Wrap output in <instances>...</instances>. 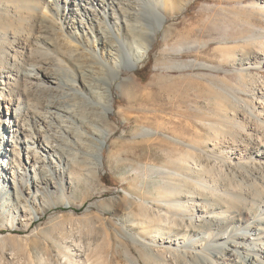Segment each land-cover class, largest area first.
Listing matches in <instances>:
<instances>
[{
  "label": "rangeland",
  "instance_id": "rangeland-1",
  "mask_svg": "<svg viewBox=\"0 0 264 264\" xmlns=\"http://www.w3.org/2000/svg\"><path fill=\"white\" fill-rule=\"evenodd\" d=\"M10 1L0 0V15L19 21V16H16L19 11ZM164 1L58 0L55 11L37 12L41 18L43 14L46 15L49 18L47 23L57 30L55 40L44 38L37 42L33 49L37 62L33 61V65L24 67L19 59L15 62L11 58L12 50L7 51L2 45L4 40L12 43L13 30L0 31V264H39L38 259L42 255L49 264H139L135 259L143 250L156 259L159 258V250H167L185 256L187 264H192L191 258H188L191 256L202 257L209 263L226 244L233 241L235 231L224 232L217 228L209 236L200 227L209 223L211 217L215 216L214 212H220L219 208L208 206L206 210L201 206L206 198L201 195L211 196L213 189L210 190V187H218L208 175H204L199 184H196L195 174L187 170H183L179 176L171 177L159 173L145 176L141 170L143 167L157 169L167 166L183 156L180 149L189 142H198L199 135L206 136L210 132L200 123H192L195 116L189 117L186 114L195 112V107L199 106L203 112H212L217 108L216 102L213 98H208L207 92L208 87L217 88L213 82L216 81L219 86L226 84L232 90L230 99L236 106L245 107L250 102L259 105L257 98L247 92L249 88L242 89L243 82L230 84L225 80L226 76L242 75L250 84V77L255 76L258 81L255 88L259 91L258 84L264 82V53L259 52L258 56L261 55L256 58V50L242 49L248 42L254 44L255 40L251 35L228 41L222 35L232 30L237 32L241 27H253L256 35L264 33L263 1L193 0L181 12L176 13ZM253 9H262V13L249 15ZM2 16L0 22L3 21ZM25 22H21L24 24L22 31L28 27ZM21 23L18 22L20 27L23 25ZM157 28L161 31L156 34ZM139 33L146 35L153 44L149 58L136 72L139 74L147 65L143 74L145 80L124 70L125 64L131 62V57L127 54L128 39L124 37L140 42L142 38ZM68 40L71 47L64 52L61 49ZM178 44L182 47L176 49ZM226 47L237 48L235 64L223 66L220 63L223 55L219 52ZM248 51L249 54L244 56ZM25 52L28 54L29 50ZM119 53L123 55L119 56ZM84 57L89 60L90 67L82 64ZM46 61L49 62L53 83L39 86L46 89V92L37 91L39 87L36 89L31 84L37 83L34 76L40 73L39 66H47ZM95 61H100L101 64H95ZM17 64L20 67L17 68ZM90 73L94 75L86 90L82 88L81 81L83 74ZM23 78L31 86L33 96L18 102L13 106L12 112L21 117L33 107L42 111L41 117L48 122V126L43 125L40 130L47 135L43 142L50 149L51 145L47 141L55 138V146L62 155L61 165H57V170L54 171L55 165H48L49 159L54 160V163L57 160L53 158L60 154L47 156L38 148L36 138H23V143L20 144L21 151L38 152L42 161L44 159L47 163L45 169L52 178L48 188L36 194L37 202L41 199L49 207L41 215L28 202L26 188L30 185L32 195L35 194L32 184L35 179L40 181L38 169L42 166V161L35 170L30 169L22 155L27 173L20 169L13 178L6 170L12 155H6L5 149H12L13 143L9 137L13 133H6L7 126L4 127L5 121L10 120L11 116H8L3 98L8 94L9 84L15 88L17 80ZM119 79L126 82L121 85ZM233 114V111L228 112L230 117ZM182 115H186L187 121L194 125L188 133H184L181 126L174 125ZM74 116L83 122L92 121L93 135H86L81 122L76 121ZM140 116L145 117L143 123ZM221 118L228 120L225 114H221ZM71 128L78 135L75 140L68 136ZM13 130L16 139L20 134H15L16 127ZM100 134L104 136L102 152L90 150L84 153L75 145L82 142L78 140L79 137H91L97 142ZM167 135L182 142L171 138L172 141H169L174 143L170 146L154 145L157 137L166 139ZM62 138L66 139L67 145H61ZM222 147L223 144L218 147L211 144L205 148L209 153L205 156L210 161H215L212 152L215 150L221 156L225 155L220 151ZM258 151L259 156L263 157L264 143ZM219 162L220 160H216V168L212 171L217 178L220 175L216 170L221 165ZM236 162L238 159H234L233 164ZM193 166L198 172L206 169L202 165ZM71 167L77 168L78 174H70ZM228 174L230 173L224 167L221 175H226V182L230 184ZM181 181L189 183L186 189L194 192L193 195L182 196V208L165 203L166 198L154 201L158 185L173 183L181 188ZM230 189L239 191L234 186ZM255 195H248L251 197L249 200L256 199V206L243 213L244 226L254 224V221L257 223L259 218L264 217V191L260 189ZM188 199L192 200L188 202ZM118 203H123V207H118ZM209 204H212V200ZM143 206L151 211L150 216L141 212ZM156 206L163 207V210ZM170 206L172 212L168 210ZM186 207L190 208L187 210ZM149 217L161 226L165 224L172 227L174 221L179 225L176 226L177 229H172L174 232L168 235L170 239L167 241L149 236L145 241L148 247L135 243V239L144 241L145 224L140 222V218H145L148 222ZM162 217L168 218L164 224L158 221L159 218L164 219ZM191 218L192 227H196L194 230L187 228ZM116 227L124 229L128 234L126 242L134 249L133 257L127 255L125 246L115 241ZM182 227H185V231ZM239 227L236 226L235 230L240 229ZM147 231L150 232L151 229ZM107 232L113 234V239H108ZM256 238L253 234L250 243L256 241ZM115 254L122 258L111 263ZM33 259L34 263L31 262ZM164 259L177 264L173 253H166Z\"/></svg>",
  "mask_w": 264,
  "mask_h": 264
},
{
  "label": "bare ground",
  "instance_id": "bare-ground-1",
  "mask_svg": "<svg viewBox=\"0 0 264 264\" xmlns=\"http://www.w3.org/2000/svg\"><path fill=\"white\" fill-rule=\"evenodd\" d=\"M10 1V0H9ZM58 0L50 1V0H11L10 2L15 4L16 8L18 9V15L19 21L8 19V17L3 18V21L0 22V31L4 30V32H9L7 30H13L14 32V39L11 41L12 43H6L7 41L4 40L2 45L7 48L6 50H12L13 56L12 59L17 61L19 59L22 63V66L25 65H33V61L37 62V57L34 55L35 51H33L34 46L37 42H39L42 39L49 38L50 40H55L54 36L57 33V30L51 25L47 23V19H49L46 15L43 14L42 18L39 17V12L41 10H50L55 11V6ZM193 0H165V5L168 7H172V10H174V13L181 12L183 8L188 5ZM263 6H264V0ZM13 4V5H14ZM261 6V4H259ZM262 7V6H261ZM17 11V10H15ZM261 11V12H260ZM38 12V13H37ZM255 13H262V9L257 11V9L251 10V13L249 15H254ZM133 18V17H132ZM15 19V18H13ZM1 21V18H0ZM27 22L28 27L25 28L24 31L22 29L24 27V22ZM18 22H23L21 24V27L19 26ZM25 22V23H26ZM236 26V25H235ZM234 26V27H235ZM233 27V29H234ZM20 29V30H19ZM11 30V31H12ZM237 30V29H236ZM161 29L157 28V32H160ZM137 35V34H136ZM247 35H251L254 39V44H248L242 46V49L244 50H256L254 51L256 58H259V52L264 53V33L260 35H256V30H254L253 27H241L237 30V32L232 30L231 32H225L222 36H226L225 40H236L237 37H245ZM52 36V37H51ZM133 36V35H132ZM135 36V35H134ZM139 36L142 38L141 41L136 42V40L131 41L128 37H124L127 40L128 50L127 54L131 57V62L126 63L124 66V70L129 73H135V76L137 77L138 73L137 69L149 58L150 51L153 49V44L148 41L147 36L143 33H139ZM136 37V36H135ZM52 38V39H51ZM137 39V38H136ZM251 42V41H250ZM1 45V44H0ZM33 47V48H31ZM71 47V42L68 40L65 42V45L62 47V51H67ZM181 48L182 45L178 44L176 46V49ZM4 49V48H3ZM5 50V49H4ZM3 50V51H4ZM5 50V51H6ZM29 50V53L27 54L25 51ZM244 53V56L249 54ZM179 52V50H177ZM126 54V55H127ZM219 54H222V60L220 63L224 65L229 64H235L236 58H237V48L236 47H226L221 48ZM123 55L119 53V56ZM112 59V57H110ZM254 58V57H253ZM3 59V58H2ZM108 60L109 57H108ZM115 62H118L116 58H114ZM243 61V60H242ZM47 66H39L40 73L36 74L34 76V79L37 81L36 84H31L32 87H36V89L45 83V85H49L53 83V77L49 70V62H45ZM89 60L87 57H84L82 59V64H86L89 66ZM95 64H101L100 61H95ZM257 64V61L254 63ZM17 68L20 67L19 64L16 66ZM90 67V66H89ZM201 70H205V68L199 67ZM94 74H88L84 75L81 81V86L83 89H88L90 81L92 79V76ZM103 76H106L103 74ZM7 78V77H5ZM9 78V77H8ZM20 79L17 80V86L14 88V85L9 84L8 88V94L7 96H4L3 101L6 102L7 105V111L8 116L10 117V120H6L4 123V127L7 126L6 133L12 134L13 136L9 137L11 139V142L13 143L12 149L10 151H7V148L5 149L6 155L10 153L12 155V159L8 161L6 170L12 175L13 178H15L16 171L22 169L24 173H27V167H25V164H23L22 155L24 157V160L26 159V166H28L30 169H36V166L39 164L40 161H42V157L38 156L37 151H27L20 148L21 142L23 143V138H29L32 139L36 138L35 142H38V148L42 150V152L46 153V155H50L51 157H54V154H60L59 157H54L53 159H56L57 161L53 163L54 160L49 159L48 165H55L53 166L54 171L57 170V165H61L62 162V155L58 151V149L55 146V142L57 140L53 138L52 141H47L51 148L43 142V139H46V133L45 131H40L42 129L43 125L48 126V122L41 117L43 115L42 111L35 110L36 108L33 107L32 110L27 112L26 114L20 115L14 114L13 106L15 107L17 103L21 102L25 97L30 98L33 96V91L31 90V86L26 82V80ZM10 80V79H9ZM112 80V79H111ZM120 80V84H124L126 81ZM239 81L240 83L243 82L244 85H242V89H247V92H249L253 97L257 98V101H259V105L255 102H250L246 104L245 107H238L236 106L232 100L230 99L231 94H233L232 90L229 87H226V84H223L224 86H219V84L213 82L217 88H211L208 87V98H213V100L216 102L217 108L212 112L205 111L203 112L201 107H195V112H187V116H195L196 119L192 122L193 124L197 125V122L200 123V125L204 128H208L210 132L207 133L206 136L199 135V141L198 142H189L187 146H184L183 149H180L183 151L180 158L175 159L174 161L168 163L167 166L158 167L157 169L149 168V167H143L142 173L145 176H151L153 174L159 173L161 175H166L168 177L171 176H179L181 173H183V170H187L189 172H192L195 174V180H197L196 184H199V181L202 180L204 175H208V177L213 181V184L218 185L216 188H211L212 194L211 196H208L207 194H203L201 196H205L204 202L201 204L203 209H207L208 206H211L212 208L215 207V209L219 208L220 212L213 213V217H211V220L207 225L200 226L202 228V231H206L207 235L211 236L213 235V232L217 230H224V232H228L229 230L231 232H234V235L232 237L233 241L226 244L224 249H221V252L218 253V255L214 258H212V261L207 263L206 259L204 260L202 257H188L191 258L192 264H264V217L259 218L257 223L254 221V224H246L243 225L244 222H242L243 213L246 212V210H253L256 206V199L249 200V193L250 196H256L255 194L261 189L264 191V155L263 157H260L258 154V148L264 143V82L261 84H258V87L260 88L259 91L255 88L257 86V80L255 76L250 77L249 83L244 80V77L242 75L240 77L237 76H226L225 82H229L230 84L237 83ZM244 81L246 83H244ZM35 89V90H36ZM37 91H43L46 92V89H42L39 87ZM262 92V93H261ZM261 103V105H260ZM12 104V107L10 105ZM198 104H201L198 102ZM237 108H241L237 109ZM233 111L234 114L232 117L228 115V112ZM221 114H225L228 118V120H223L221 118ZM71 115V114H70ZM186 115H182V117H179L178 120L174 123L176 126H181L182 130H184V133H188L189 131L194 128V125H191L189 121H187ZM202 115V116H201ZM73 117V115H71ZM254 117V118H252ZM38 118V119H37ZM74 118H76L74 116ZM37 119L35 121V124H32L33 120ZM86 119V118H85ZM139 119L141 120V123H143V119L145 117L140 116ZM258 119V121H257ZM80 121L81 125L83 126V129L85 130V134L93 135L91 125L93 124L92 121H86L83 122L82 120L76 118V121ZM197 120V121H196ZM188 123V125H186ZM229 125V126H228ZM16 127L15 134L19 132L20 136L18 135L17 138H14V130L13 128ZM45 127V126H44ZM6 128V127H5ZM13 130V131H12ZM144 132L143 130H141ZM22 136V138H21ZM72 140H75L76 130L71 128V132L68 135ZM67 136V138H68ZM167 138H159L157 137L154 141L158 146H170L172 139H175L177 141H181L178 138L171 137L169 138L168 135ZM103 138L104 136L102 134L99 135V140L97 142L92 139L91 137L88 138H82L79 137V141L82 140V142H77L75 145L84 153L89 152L92 150L93 152H102L103 151ZM171 140V141H169ZM182 142V141H181ZM62 144L61 145H67L66 139L62 138ZM215 144L216 147L220 146L221 144L224 145L220 151L225 153V155H222L217 153L215 150L212 152V156L215 161H210V158H207L205 155L209 154L208 151H206L205 148L211 146V144ZM177 144V143H175ZM226 144V145H225ZM204 147V148H203ZM225 148V150H224ZM97 152V153H98ZM234 156V157H233ZM234 159H238V162L233 164ZM216 160H220L219 164L220 167H217V171L219 175V178L212 172L214 168H216ZM244 161V162H243ZM198 165V166H205L206 169L202 172L196 171L192 165ZM47 166V163L43 159L42 166L39 167L38 171L40 174V181L39 180H33L32 189L36 190L35 194L32 195L31 186L28 185L26 188L27 193V200L30 202L33 207L36 209L39 215H41L45 210H47V205L44 203L45 201L41 202V199H39V202H37L36 194L38 192H43L46 188H48L51 177L48 175V171H46L45 167ZM188 166V167H187ZM224 167L228 170V175H230L231 183L228 184L226 182V178L221 175ZM192 168V169H191ZM220 168V169H219ZM19 173V172H18ZM70 174H78L77 168L71 167ZM19 175V174H18ZM20 177H22L20 175ZM182 186L181 188H177L173 183L171 185H163L160 184L155 188V195L156 198H154V201L160 200L163 201V199L166 198L164 201L167 204L173 205L175 208H182V201L181 199L184 194L193 195L194 192H191L190 190L186 189L188 184L187 182L181 181ZM236 187L239 189L238 192H234L230 189V187ZM260 186V189L258 188ZM214 187V186H212ZM249 193H248V192ZM248 193V195H247ZM215 197V198H214ZM174 199V200H172ZM190 202L192 199H188ZM202 200V199H200ZM212 200V204H209ZM118 207H123V203H118ZM168 207V210L172 212V207ZM198 206V205H197ZM158 209H162L163 207L156 206ZM195 207V206H194ZM187 210L190 207H186ZM168 211V212H169ZM140 212V211H139ZM145 216H150V210L143 206L141 211ZM204 211H202L203 213ZM193 213V212H192ZM210 213V212H209ZM228 214V215H227ZM192 217H194L193 214H191ZM224 216V218H223ZM226 216V217H225ZM257 217L256 215H254ZM164 219L159 218L158 221L161 224H164L168 218L162 217ZM192 218L189 226L187 228H191V230H194L196 227H192ZM31 221V220H30ZM29 221V222H30ZM157 221V222H158ZM140 222L145 224V231L143 240L135 239V243H139L141 245L149 246L145 243L147 240V237L152 236V239L160 238V241H167V239H170L168 235H171L174 231L172 229H177L176 226L177 222H173L172 227H167V225H158L155 223V220L150 219L147 222L145 218H140ZM242 222V224H241ZM31 223V222H30ZM225 223V224H224ZM240 223V224H239ZM197 226V225H196ZM236 226H240V229H236ZM244 227V228H243ZM179 228V227H178ZM185 227H182V230L185 231ZM242 228V229H241ZM116 242L119 244L125 246V250L128 256L133 257L134 256V249L131 247L127 242L128 234L124 231V229L120 227H116ZM151 231H147L150 230ZM17 230V229H16ZM181 230V231H182ZM242 231V232H239ZM178 231V230H177ZM15 232V231H14ZM237 232V233H236ZM257 236L256 241L251 240V236L253 234ZM180 235V233H179ZM108 239H113V234L107 232ZM74 241V240H73ZM75 242V241H74ZM81 249V248H80ZM76 251V250H75ZM79 251V250H77ZM81 251V250H80ZM159 258H154L151 256L146 250L140 251L139 257L135 259L134 261L141 264L142 262L144 264H173L171 261H166L164 259L165 254L170 252L173 253L175 256V259L177 260V264H187V258L182 255L175 254L176 252L171 251H165V250H159ZM43 256V255H42ZM39 257V264H49L46 258ZM120 259L119 255H113L112 256V262L113 263L116 259ZM32 257L30 258V260ZM200 260V262H198ZM165 261V262H163ZM34 263L33 261H31ZM37 262V261H36ZM163 262V263H162ZM119 263H122L120 261ZM72 264H86V263H75Z\"/></svg>",
  "mask_w": 264,
  "mask_h": 264
},
{
  "label": "trees",
  "instance_id": "trees-1",
  "mask_svg": "<svg viewBox=\"0 0 264 264\" xmlns=\"http://www.w3.org/2000/svg\"><path fill=\"white\" fill-rule=\"evenodd\" d=\"M147 67H148V66L146 65L144 68H142V69L140 70L139 74H137V75H138V76H137L138 78L145 80V76H143V74H144V72H146Z\"/></svg>",
  "mask_w": 264,
  "mask_h": 264
}]
</instances>
